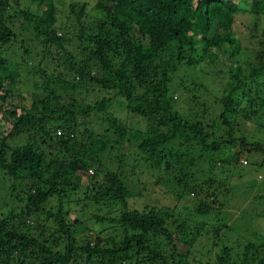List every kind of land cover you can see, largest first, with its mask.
Segmentation results:
<instances>
[{"label": "trees", "instance_id": "16d2710c", "mask_svg": "<svg viewBox=\"0 0 264 264\" xmlns=\"http://www.w3.org/2000/svg\"><path fill=\"white\" fill-rule=\"evenodd\" d=\"M20 1L0 0V52L18 43L19 64L25 65V59L34 55L38 66L48 61L54 72L62 70L45 81L43 94H33L30 104L21 93H13L19 79L16 71L5 75L7 81L0 78V124L8 126L0 134V177L10 182L0 190V264H188L185 255L173 252L176 242L191 244L193 239L183 234L184 221L170 218L169 207L142 212L126 208L131 194L123 168L133 173L139 163L127 165L117 157L116 169L108 170L100 157L132 137L140 162L175 200L194 192L183 166L184 162L194 166L197 154L207 158L223 149L219 163L239 165L249 164L254 154L264 158L259 143L234 136L237 115L249 119L246 115L264 110V101L250 99L249 87L238 80L239 66L231 75L234 83L222 87L224 94L214 102L217 113L214 108L208 113L209 107L179 113L167 87L168 74L182 62L197 67L204 59L213 64L225 54L237 56L241 49L232 31L233 18L264 16V2L246 0L242 6L238 0H92L88 5L82 0L67 7L73 20L64 30L70 29L73 38L72 34L64 38L58 35L55 0ZM26 27L32 29L39 51L30 50L31 43L22 37ZM241 29L249 28L242 24ZM226 44H234L233 49ZM5 63L0 56V69ZM261 73L260 63L245 78ZM49 82L57 92L61 86L64 93L70 92L69 103L58 104V93ZM93 89L100 97L83 105L81 92ZM103 91L110 95L101 97ZM116 98L127 113L144 121V131L129 129L106 113ZM192 106L203 103L193 97ZM91 115L101 116L97 131L89 128ZM22 136L27 139L11 147L10 142ZM168 143L177 148L167 149ZM242 153L249 162L238 160ZM78 176L87 180L91 192L89 196L83 192V200L108 213L118 206L116 217L92 213V225L77 219L68 222L64 205L82 185L75 182ZM221 228L225 225L216 229L215 238ZM150 233L163 237L165 245L150 242ZM227 252L224 248L223 254ZM243 253L242 264H264V242L244 246Z\"/></svg>", "mask_w": 264, "mask_h": 264}, {"label": "rangeland", "instance_id": "374dc122", "mask_svg": "<svg viewBox=\"0 0 264 264\" xmlns=\"http://www.w3.org/2000/svg\"><path fill=\"white\" fill-rule=\"evenodd\" d=\"M55 1L58 9L55 17L60 26L58 35L68 38L69 34H72L71 38H73L70 29L64 30V26L69 25V22L72 23L73 20V15L69 13L67 7L70 3L81 2L82 0ZM85 1L88 5L92 4V0ZM238 1L241 2L240 5L242 6L247 3L246 0ZM254 1L258 2L259 5L264 2V0ZM20 2L23 3L24 0ZM26 2L29 3L28 0ZM242 24L249 29L242 30ZM252 27L255 28L253 32L250 30ZM25 30L22 37L27 39L28 44L31 43L30 50L32 47H36L39 51L40 46L32 37V29L26 27ZM65 31H71V33H65ZM232 31L241 49L237 56L229 58L225 54L223 60L215 61L213 64L204 59L198 62L197 67L184 65L185 63L182 62L172 73L168 74V95L172 96V100L177 101L175 108L179 113L189 115L188 110L194 113L196 110L200 111L205 107L210 108L208 113H211L212 108H214L212 111L217 113L219 106L214 105V102L218 100L219 95L224 94L221 90L222 87H226L228 82L234 83L231 75L236 73L237 66L241 70L238 80L249 87V98L253 101H264V74H258L253 79L245 78L249 69L257 67L260 63L264 64V16L237 14L233 18ZM17 45L18 43L13 46L6 45L4 46L6 48L2 50L3 52H0V56L6 59L5 66L0 69V78L4 76V80L7 81L5 75L16 71L19 79L13 84L15 90L13 93H21L26 99L25 103L30 104L31 100L29 101V99L32 95H42L45 81L55 79V76L62 69L59 68L54 72L51 63L48 61H42L38 66L39 59H36L34 55L25 59L28 60L25 65L19 64L22 49H16ZM233 45L226 44V48L231 50ZM189 56L196 59L193 55ZM48 85H51L57 92V86L51 82ZM57 93L59 105L69 103L71 98L69 91L64 93L61 86ZM103 95L109 96L110 92L103 91L101 97ZM80 97L82 98L81 103L85 105L86 102L92 103L96 98H99L100 93H97L96 96L95 89L92 93L82 91ZM193 97L199 104L203 103V107H193ZM119 100L117 98L112 99L106 113L129 129L144 131V121L127 113L122 100H120L121 102ZM206 117L209 116H205V120ZM246 117L249 119L241 115H237L233 119V123L236 124L234 136L237 138L244 136L264 147V110L255 114H248ZM99 119H101L100 115H91L88 118L91 123L89 128L97 131L100 128ZM6 128L8 126L0 124V134L1 130ZM31 137L28 135L27 138ZM27 138L22 136L11 141V147L21 145ZM33 138L37 139L38 136H33ZM166 148H177V144L168 143ZM229 149L239 150L237 148ZM223 152L224 150L221 149L217 155L208 153L207 158L204 156L199 158L195 151L197 160L194 162V166L184 162V171L190 175L187 177V184L194 185L195 188L194 192L187 193L185 196L181 195L178 200L172 199L169 194L164 193L163 185L165 184H158L159 180H157L156 175L147 171L149 166L140 162L136 141L132 137L128 136L121 146L114 145L113 149L103 153L100 158L108 170L116 169L118 159L127 165L134 164L136 161L139 163L134 168L133 173L129 172L130 169L123 168V175L126 176L124 184L131 194V197L126 199V208L142 212L149 208L166 207L168 209L169 207L170 213H172L171 219H175L178 223L184 221L186 227L183 234L186 239L192 238L193 242L191 244L176 242L174 255H185L188 264H242L245 257L243 247L248 244L260 245L264 242V158L261 154H254L249 162L248 156L242 153L238 156V160L239 158L241 160L246 159L249 164L219 163V160L223 158ZM208 158L215 160V162L211 163ZM78 177H81V183ZM78 177L76 180L74 179L75 182L83 186L79 185L75 193L70 196L64 205V211L69 223L77 219L82 223L86 222L89 226L92 225L89 219L92 213H105L107 215L108 211H97L83 200V192L87 196L91 192L87 180L82 176ZM0 179L3 178L0 177ZM130 179L131 181H129ZM1 180L0 190L2 188L6 190V186L8 187L10 182L7 178ZM5 197L7 196L5 195L3 198ZM17 197H21L19 192ZM112 210L108 215L116 217L119 211L118 206ZM222 225H225V228H221L215 238L216 229ZM169 227L171 230L173 229L171 226ZM150 235L151 233L147 236L150 242L165 245L162 241L163 237L159 235L151 237ZM77 237L82 236L79 234ZM171 246L170 243H167L168 250H171ZM224 248L228 251L227 255L223 254ZM219 258H222L221 262L218 261Z\"/></svg>", "mask_w": 264, "mask_h": 264}, {"label": "built area", "instance_id": "2783aa9c", "mask_svg": "<svg viewBox=\"0 0 264 264\" xmlns=\"http://www.w3.org/2000/svg\"><path fill=\"white\" fill-rule=\"evenodd\" d=\"M57 134L59 135V134H60V132H57Z\"/></svg>", "mask_w": 264, "mask_h": 264}]
</instances>
